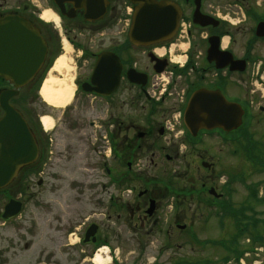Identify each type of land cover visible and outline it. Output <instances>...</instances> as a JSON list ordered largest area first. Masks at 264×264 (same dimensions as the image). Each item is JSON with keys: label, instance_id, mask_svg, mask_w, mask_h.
<instances>
[{"label": "flooded vegetation", "instance_id": "af4514ba", "mask_svg": "<svg viewBox=\"0 0 264 264\" xmlns=\"http://www.w3.org/2000/svg\"><path fill=\"white\" fill-rule=\"evenodd\" d=\"M170 1L179 14V28L173 40L168 44L137 47L129 43L128 34L135 8L140 4L131 0H0V17L17 16L37 26L50 46L49 52L58 56L65 50V42L70 44L74 59H77L75 70L70 73L77 91L72 108L67 111L76 114L68 115L65 129L77 134L81 132L79 129L90 130L96 136L97 150L105 154L107 183L113 190L123 189L128 182L145 185L138 192L136 209L123 197L111 195L108 199L110 208L114 205L121 211L130 209L132 221L137 217L142 219L141 222L137 218L142 227L149 220L146 211L153 200L156 212L160 211L162 201L157 185L168 180L170 172L167 169L171 170L191 153L189 147L185 150L190 153L182 151L183 147L174 140V134L167 131L166 124L178 117L183 119L191 95L201 89L219 90L229 101L245 106L247 115H253L252 97L247 90H242L238 79L248 75L251 56L247 52H264V38L252 43L259 22L264 21V2L230 0L232 2L224 7L226 12L243 19H240L241 26L236 28L245 37L241 48L244 53L239 57L234 53L239 52L237 39L231 36L233 28L228 24L221 21L218 27H201L194 23L199 12L212 17L226 16L225 11L222 14L213 10L212 0H198V12L196 0ZM182 22L190 24L187 35L181 31ZM211 38L220 40V50L233 52L236 60L245 59L246 71L239 73L230 71V67L218 68L221 59L210 62ZM226 39L229 44L225 48L223 41ZM170 45L175 60L186 58L185 66L157 52L165 48L168 53ZM185 45H188L186 50L183 49ZM102 56H106V60L95 74ZM160 70L164 78L158 76ZM55 75L60 80L65 77L64 74ZM165 80L167 84L162 91ZM152 86L154 93L150 92ZM101 91L105 92L104 96L98 94ZM87 114L99 119L100 124L92 121L87 128L83 118ZM47 139L44 137L42 142L40 135L38 137L42 152L47 150ZM201 158L198 155V161ZM154 167H162L161 178L147 176ZM200 179L203 189L211 181L210 175ZM190 186L195 187L184 186L186 188L182 187L178 195L185 202L194 193ZM133 195L136 194L132 192ZM81 198H85V194H79L72 204L81 206ZM3 206L0 202V220Z\"/></svg>", "mask_w": 264, "mask_h": 264}, {"label": "rangeland", "instance_id": "374dc122", "mask_svg": "<svg viewBox=\"0 0 264 264\" xmlns=\"http://www.w3.org/2000/svg\"><path fill=\"white\" fill-rule=\"evenodd\" d=\"M229 1L212 0L211 5L214 7L212 9L223 14L225 5L231 3ZM252 1L264 2V0ZM225 13L227 17H231L229 22L232 24L235 15L230 11ZM240 19L243 20L241 17ZM233 30L237 39L236 49L239 51L235 53L241 57L244 53L241 52V46L245 43V37L236 29ZM252 55H264V52H252ZM52 77L53 75L49 79ZM238 80L242 90H247L254 101L251 131L264 148V112L260 110V107L264 106V101L258 100L259 91H255L254 95L249 91L253 87H249L246 76L239 77ZM30 98H34L33 95ZM14 103L21 108L17 102ZM35 103L41 119L54 118L55 126L53 131L48 133L54 141V146L52 153L47 155L49 159L44 166L45 174L42 177V184L38 185L40 177L32 175L26 178L30 182L29 189L32 188L30 192H36V195L33 198H28L26 194L22 197L28 202L25 211L15 222L3 227L0 224V264H94L83 255L81 248L77 249L69 245L73 243L79 246L77 242L83 237L91 222L100 226L98 235L100 243L94 247H88L92 253L90 257L102 254L106 259L109 256L112 259L108 264H175L181 261L221 264L227 251L222 246L213 245L210 242L205 244L193 242L196 238V241L201 242L211 239L220 240L232 233L229 221L225 228L228 231L224 233L216 217H210V208L205 206L204 201H200L204 197L203 194L200 200L190 195L186 206L182 205L183 207L179 210L177 203L173 202V197L168 198L166 196L168 191L162 189L160 211L153 217L146 214L149 220L144 227L139 224L142 219L137 217L141 222L136 218L131 224L134 226V231L130 230L124 222L125 216L130 218V213L124 212L121 216H117L113 209L110 218L107 199L111 195L115 198L120 196L135 208L136 195L132 196L128 188L136 187L137 191H140L144 188V184L132 183L128 188L113 190L107 183L102 165L105 154L96 149L99 143L96 136L83 129H79L81 132L78 134L65 129L68 115H74L76 112L71 114L69 111L56 108H53L55 112H51L52 107L42 99ZM83 118L86 119L87 125L93 120L89 114ZM40 126H42L41 123ZM201 138L200 144L193 152L202 153L205 155V160H214L215 154L223 159L224 165L222 167L219 165L210 174L215 180L213 185L221 186L222 181L218 182L217 177L219 172L223 171L226 175H243L247 185L257 184L260 190L264 187V171L232 154L235 150L233 145L226 144L216 134L203 135ZM41 139L43 142L44 133L41 134ZM182 151L187 153L184 149ZM197 154H188L182 162L176 163L175 170L181 174L186 172L188 163L194 165L193 161ZM262 154L264 155V149ZM156 168L150 169L147 176L162 177V173L160 174L162 167ZM171 170L167 169L168 172ZM201 173L202 171L192 168L186 176L192 175L198 178ZM17 184L20 185L19 182ZM245 184L235 182L232 185L233 200L237 206L244 204L247 198ZM184 185H186L185 177L182 180H175V188H181ZM77 193L85 194V198H81V206L72 207L70 204L68 208L60 207L63 204L61 200L72 198L74 200ZM215 207V205L212 206V208ZM256 209L263 212L264 204L258 205ZM118 217L120 219H117ZM157 218L158 222H156ZM137 222H139L138 225ZM176 222H178L177 225H187L186 229L178 230ZM72 233L76 235L71 236ZM261 261H263L262 258ZM231 264L236 263L232 261Z\"/></svg>", "mask_w": 264, "mask_h": 264}, {"label": "water", "instance_id": "95a60500", "mask_svg": "<svg viewBox=\"0 0 264 264\" xmlns=\"http://www.w3.org/2000/svg\"><path fill=\"white\" fill-rule=\"evenodd\" d=\"M167 3L151 2L146 4L145 10L136 15L131 38L135 43H148L151 41H160L159 35L169 32L164 29L168 25L169 19ZM149 11L150 13H146ZM163 36V35H162ZM155 38V39H154ZM36 38L27 30L17 24H0V49L19 50L32 49L36 47ZM36 52H0V75L6 79L16 81V85H21L37 71L41 62L42 54L39 60L29 66L36 59ZM13 91H3L0 94V104L6 112L5 117L0 120V187L7 185L16 174L19 167L29 161L32 155L21 148L28 144L29 131L21 115L8 104L9 99L15 95ZM233 107L221 99L218 94L204 93L197 95L190 105L189 119L187 125L192 128L214 129L224 127L232 129L238 124L240 119L229 118L227 112ZM237 109V107H234ZM21 139L23 145L20 144ZM25 140V141H24ZM26 157L21 163L18 158ZM12 214L19 211V205L12 203Z\"/></svg>", "mask_w": 264, "mask_h": 264}, {"label": "bare ground", "instance_id": "6f19581e", "mask_svg": "<svg viewBox=\"0 0 264 264\" xmlns=\"http://www.w3.org/2000/svg\"><path fill=\"white\" fill-rule=\"evenodd\" d=\"M228 44V39H226L223 43L224 46ZM66 49L69 51V54L74 53L71 46L66 44ZM71 51V52H70ZM69 58V57H68ZM71 61H75L74 56L70 58ZM72 65V63H70ZM66 57H61L55 65V70L63 71L64 72L68 69ZM73 68V67H71ZM74 88L68 82H59L54 78L46 80L45 84L43 85L41 96L45 102L49 105L56 107V108H64L67 106L73 95ZM43 122L46 128L51 131L54 127V122L52 118L45 117ZM94 262L96 264H108L110 262L109 257L104 259L101 254H97L94 258Z\"/></svg>", "mask_w": 264, "mask_h": 264}, {"label": "trees", "instance_id": "16d2710c", "mask_svg": "<svg viewBox=\"0 0 264 264\" xmlns=\"http://www.w3.org/2000/svg\"><path fill=\"white\" fill-rule=\"evenodd\" d=\"M259 239V238H258ZM239 251L236 249V252H235V254H237Z\"/></svg>", "mask_w": 264, "mask_h": 264}]
</instances>
